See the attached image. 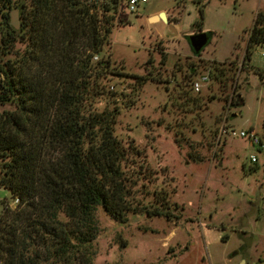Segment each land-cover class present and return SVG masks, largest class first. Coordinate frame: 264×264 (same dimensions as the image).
<instances>
[{
  "label": "rangeland",
  "instance_id": "374dc122",
  "mask_svg": "<svg viewBox=\"0 0 264 264\" xmlns=\"http://www.w3.org/2000/svg\"><path fill=\"white\" fill-rule=\"evenodd\" d=\"M120 1L105 54L116 73L106 83L116 96L98 107H118L116 136L143 151L140 160L155 179L148 201L164 189L179 208L171 207L172 219L130 215L127 224L99 209L94 263L264 264V146L220 137L223 127L255 130L264 145V82L258 74L264 71V48L253 49L245 61L264 0H149L134 13ZM163 12L170 24L150 21ZM200 24L209 41L196 55L189 37ZM236 67L234 82L216 77V69ZM233 74L227 72L225 80ZM201 75L210 82L197 94L192 84ZM135 76L150 80L140 87ZM9 109L0 106V112ZM252 155L259 156V165L251 163ZM17 205L0 188V216Z\"/></svg>",
  "mask_w": 264,
  "mask_h": 264
},
{
  "label": "trees",
  "instance_id": "16d2710c",
  "mask_svg": "<svg viewBox=\"0 0 264 264\" xmlns=\"http://www.w3.org/2000/svg\"><path fill=\"white\" fill-rule=\"evenodd\" d=\"M120 3L0 0V106L12 108L0 112V188L18 204L0 216V264H95L99 209L127 224L130 215L172 219L171 207L179 208L164 189L148 201L155 179L143 151L116 136L118 107H98L116 96L105 54ZM14 10L19 30L11 26ZM256 47L264 48L263 13L245 61ZM236 70L216 69V77L234 82ZM227 72L234 74L225 80ZM133 78L140 87L150 80Z\"/></svg>",
  "mask_w": 264,
  "mask_h": 264
},
{
  "label": "built area",
  "instance_id": "2783aa9c",
  "mask_svg": "<svg viewBox=\"0 0 264 264\" xmlns=\"http://www.w3.org/2000/svg\"><path fill=\"white\" fill-rule=\"evenodd\" d=\"M126 8L131 13H134L137 11L138 7L141 4L147 3L149 0H124ZM262 56L264 58V52L262 53ZM98 59V58H96ZM210 82L209 75H201L197 81L193 82L192 88L195 93H200L205 85H207ZM264 82V78H263ZM231 135L235 138L243 139L246 141H249L253 146L258 147L261 149L264 145H262V139L259 135V133L255 130H248V131H241L237 132L235 130H229L226 127H223L221 129L220 137H223L224 135ZM251 163L253 165H259L261 163L260 158L258 155H252L251 157ZM263 169V175H264V164L262 166Z\"/></svg>",
  "mask_w": 264,
  "mask_h": 264
},
{
  "label": "water",
  "instance_id": "95a60500",
  "mask_svg": "<svg viewBox=\"0 0 264 264\" xmlns=\"http://www.w3.org/2000/svg\"><path fill=\"white\" fill-rule=\"evenodd\" d=\"M150 21H164L167 24H170V21L167 17L166 13H160L157 16H153L150 18ZM11 26L14 27L15 29L19 30L21 28V18H20V12L19 10H14L11 13ZM173 31L174 28L172 27ZM209 41V37L207 33L201 32L198 34H194L191 35L189 37V42L191 44L192 49L196 52V53H201V51L206 47V45L208 44ZM239 105L242 106L243 102L240 99L239 100Z\"/></svg>",
  "mask_w": 264,
  "mask_h": 264
},
{
  "label": "crops",
  "instance_id": "0c3cea01",
  "mask_svg": "<svg viewBox=\"0 0 264 264\" xmlns=\"http://www.w3.org/2000/svg\"><path fill=\"white\" fill-rule=\"evenodd\" d=\"M157 15H159V14H155V15H153V16H157ZM153 16H151V17H153ZM151 17H150V18H151ZM150 18H149V19H150Z\"/></svg>",
  "mask_w": 264,
  "mask_h": 264
},
{
  "label": "flooded vegetation",
  "instance_id": "af4514ba",
  "mask_svg": "<svg viewBox=\"0 0 264 264\" xmlns=\"http://www.w3.org/2000/svg\"><path fill=\"white\" fill-rule=\"evenodd\" d=\"M261 206H263V202H262V205Z\"/></svg>",
  "mask_w": 264,
  "mask_h": 264
}]
</instances>
